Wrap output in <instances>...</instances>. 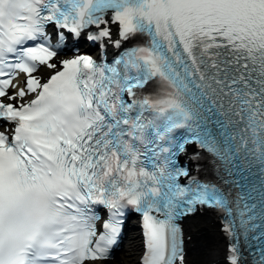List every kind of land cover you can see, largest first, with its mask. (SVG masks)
<instances>
[{"label": "snow or ice", "instance_id": "obj_1", "mask_svg": "<svg viewBox=\"0 0 264 264\" xmlns=\"http://www.w3.org/2000/svg\"><path fill=\"white\" fill-rule=\"evenodd\" d=\"M127 212L140 264L205 213L264 264V0H0V264H108Z\"/></svg>", "mask_w": 264, "mask_h": 264}, {"label": "bare ground", "instance_id": "obj_2", "mask_svg": "<svg viewBox=\"0 0 264 264\" xmlns=\"http://www.w3.org/2000/svg\"><path fill=\"white\" fill-rule=\"evenodd\" d=\"M184 225L186 237H191L190 240L187 239L188 264H220L222 257L218 253L223 248L224 242L217 230L213 215L205 213L189 217ZM126 239L129 249L120 254L127 264H136L133 255L137 247V238L128 234Z\"/></svg>", "mask_w": 264, "mask_h": 264}, {"label": "rangeland", "instance_id": "obj_3", "mask_svg": "<svg viewBox=\"0 0 264 264\" xmlns=\"http://www.w3.org/2000/svg\"><path fill=\"white\" fill-rule=\"evenodd\" d=\"M187 255V254H186Z\"/></svg>", "mask_w": 264, "mask_h": 264}]
</instances>
